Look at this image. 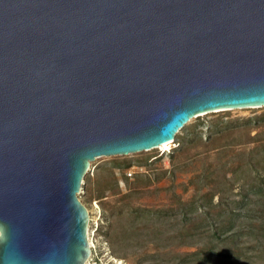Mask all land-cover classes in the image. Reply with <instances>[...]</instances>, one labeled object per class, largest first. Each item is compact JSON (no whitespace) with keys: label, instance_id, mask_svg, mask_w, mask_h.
Here are the masks:
<instances>
[{"label":"water","instance_id":"1","mask_svg":"<svg viewBox=\"0 0 264 264\" xmlns=\"http://www.w3.org/2000/svg\"><path fill=\"white\" fill-rule=\"evenodd\" d=\"M264 107V0H0V264H85L91 161Z\"/></svg>","mask_w":264,"mask_h":264},{"label":"rangeland","instance_id":"2","mask_svg":"<svg viewBox=\"0 0 264 264\" xmlns=\"http://www.w3.org/2000/svg\"><path fill=\"white\" fill-rule=\"evenodd\" d=\"M260 124L264 107L208 113L191 119L166 149L91 161L78 195L87 210L93 246L85 264H181L183 254L197 247L216 253L254 249L256 234L250 223L256 222L246 207H240L245 216L233 222L234 242L199 243L197 238L187 240L186 234L210 235L201 208L217 215V197L211 193L218 191L224 175L230 179L226 186L233 188L222 207L239 208L234 203L242 200L239 187L252 181L247 174L230 176V171L238 168L240 154L256 143ZM190 221L189 229L184 224ZM232 258L192 264H237Z\"/></svg>","mask_w":264,"mask_h":264},{"label":"trees","instance_id":"3","mask_svg":"<svg viewBox=\"0 0 264 264\" xmlns=\"http://www.w3.org/2000/svg\"><path fill=\"white\" fill-rule=\"evenodd\" d=\"M262 119V118H261ZM258 118L256 119L257 122ZM224 127L219 129L223 130ZM257 128L260 132L256 134V143L253 147L249 148L244 153H241V160L239 159V166L236 170L230 171V176L235 175H249L251 184L245 186L243 184L239 189V195L242 196V200L236 201L234 203L238 204L239 208L227 209L223 206L224 198L228 192L231 193L233 186L231 184L229 187L230 179L227 176L222 177V181L219 184L218 191L211 193V196L217 197V203L215 208H217V215L211 216L208 211L201 208V211L206 219L207 226L209 228V236L206 234H195L189 232L186 234L187 240H196L200 243V240L206 239L207 242L213 243H224L228 244L235 241L236 232L234 231L233 222L242 219L245 214L240 212V207H246L247 215L250 219H254L256 224H251V232L256 234L255 248L252 250L242 251L241 249H236V253H232L231 249H224L219 253L213 252V250L208 249L206 246L197 247V250L193 252H186L183 254L181 259V264H192L197 261L203 262H226L228 258L232 257V260L236 261L237 264H264V138H259L264 134V125H258ZM218 130V131H219ZM219 131V132H220ZM231 178V177H229ZM246 198V199H245ZM247 201H245V200ZM191 221L185 223L187 228H191ZM240 230V229H237ZM191 231V230H190Z\"/></svg>","mask_w":264,"mask_h":264},{"label":"bare ground","instance_id":"4","mask_svg":"<svg viewBox=\"0 0 264 264\" xmlns=\"http://www.w3.org/2000/svg\"><path fill=\"white\" fill-rule=\"evenodd\" d=\"M170 144H171V141H169V143H167V144L160 145L158 148L166 149V148H168V146H169ZM87 241H88L89 248L91 249V247H92V243L90 242L89 234H87ZM86 262H87V261H86Z\"/></svg>","mask_w":264,"mask_h":264},{"label":"built area","instance_id":"5","mask_svg":"<svg viewBox=\"0 0 264 264\" xmlns=\"http://www.w3.org/2000/svg\"><path fill=\"white\" fill-rule=\"evenodd\" d=\"M127 176L128 177H131L132 176V172L131 171H129L128 173H127ZM93 247V246H92ZM90 257V256H89ZM89 259V258H88Z\"/></svg>","mask_w":264,"mask_h":264}]
</instances>
